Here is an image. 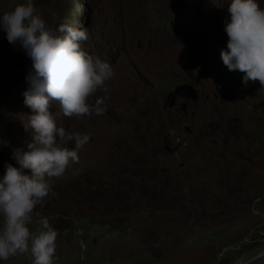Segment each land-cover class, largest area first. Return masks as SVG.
<instances>
[{
	"label": "rangeland",
	"instance_id": "1",
	"mask_svg": "<svg viewBox=\"0 0 264 264\" xmlns=\"http://www.w3.org/2000/svg\"><path fill=\"white\" fill-rule=\"evenodd\" d=\"M13 2L21 0H0V12ZM34 5L48 27L83 26L82 47L114 73L89 98L106 96L103 114L77 119L49 108L57 126L89 136L34 207L57 233L53 264H264V88L243 84L220 59L227 0ZM21 52L0 30V175L5 161L16 166L12 149L31 139L22 126L27 84L10 71ZM184 83L198 100L166 106Z\"/></svg>",
	"mask_w": 264,
	"mask_h": 264
},
{
	"label": "clouds",
	"instance_id": "2",
	"mask_svg": "<svg viewBox=\"0 0 264 264\" xmlns=\"http://www.w3.org/2000/svg\"><path fill=\"white\" fill-rule=\"evenodd\" d=\"M227 13L220 59L229 71L243 73V84L258 81L264 88V7L258 0H227ZM0 30L31 61L21 93L31 110L22 122L31 139L12 149L16 166L5 161L0 175V261L28 253L31 264H53L57 233L34 207L49 194L50 178L63 176L78 160L89 136L57 126L49 108L54 102L64 116L77 119L103 114L106 96L89 98L104 88L113 68L82 47L88 38L83 26L65 20L55 28L46 26L34 0L10 3L0 12Z\"/></svg>",
	"mask_w": 264,
	"mask_h": 264
},
{
	"label": "water",
	"instance_id": "3",
	"mask_svg": "<svg viewBox=\"0 0 264 264\" xmlns=\"http://www.w3.org/2000/svg\"><path fill=\"white\" fill-rule=\"evenodd\" d=\"M31 66L30 59L25 55L24 52L19 53L14 57L10 64V71L12 74L13 82H21L24 79L27 71ZM197 101L199 98L198 90L192 86V84L184 83L175 87L174 90L170 91L166 96V106H173L176 104L178 99ZM186 107V103L182 104Z\"/></svg>",
	"mask_w": 264,
	"mask_h": 264
},
{
	"label": "built area",
	"instance_id": "4",
	"mask_svg": "<svg viewBox=\"0 0 264 264\" xmlns=\"http://www.w3.org/2000/svg\"><path fill=\"white\" fill-rule=\"evenodd\" d=\"M82 245H84V244H82Z\"/></svg>",
	"mask_w": 264,
	"mask_h": 264
},
{
	"label": "bare ground",
	"instance_id": "5",
	"mask_svg": "<svg viewBox=\"0 0 264 264\" xmlns=\"http://www.w3.org/2000/svg\"><path fill=\"white\" fill-rule=\"evenodd\" d=\"M69 118V117H68Z\"/></svg>",
	"mask_w": 264,
	"mask_h": 264
}]
</instances>
